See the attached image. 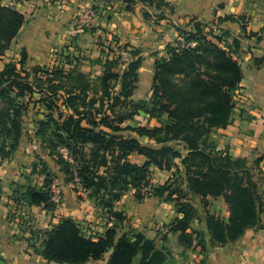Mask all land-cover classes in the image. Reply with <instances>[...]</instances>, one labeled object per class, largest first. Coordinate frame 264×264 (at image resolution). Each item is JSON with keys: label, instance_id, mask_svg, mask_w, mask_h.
Masks as SVG:
<instances>
[{"label": "trees", "instance_id": "obj_1", "mask_svg": "<svg viewBox=\"0 0 264 264\" xmlns=\"http://www.w3.org/2000/svg\"><path fill=\"white\" fill-rule=\"evenodd\" d=\"M125 1L132 4L135 0ZM221 21L240 23L241 18L227 15ZM25 22L21 12L0 5V56ZM201 25H196L199 33ZM252 34L260 38L264 35V28ZM204 44L201 54L191 53L198 48L181 52L173 49L169 60L155 62L156 76L150 101L129 100L136 88L137 70L142 62L139 50L131 53L136 58L130 59L122 73L112 72L119 57L116 54L113 58L108 56L103 64L104 74L96 86L100 89H96L90 77L77 68L69 71L62 67L53 68L51 73L46 72L45 80L35 78L42 83L37 86L28 79L19 83L13 75L14 66L7 63L0 70V159H9L19 146L22 119L27 110L21 99L28 96L34 99L39 93L42 95L40 102L49 113L37 123L36 135L60 166L66 176L65 183L77 182L79 178V185L88 197L109 212L115 222L125 219L121 212L115 211L116 203L134 189L138 201L157 197L174 202L183 217L173 222L170 231L181 232V240L192 244V234L187 231L198 214L192 198L198 197L207 205L208 197H223L230 212L228 220L208 213L206 229L210 237L207 239L204 232H194L198 235L197 245L207 251L209 246L224 247L236 242L248 229L261 227V197L248 160L217 150L210 135L211 129L229 125L234 108L231 92L240 87L244 72L230 47L224 49L206 39ZM25 59L24 54V62ZM256 62L264 65V58L256 59ZM202 63L215 71L209 80L200 78L174 84L167 78L174 71L190 74ZM66 78L74 80L75 84L68 85L64 82ZM55 81L60 83L55 84ZM91 93H94L93 97ZM120 100H125L126 114L115 111ZM141 112L151 117L157 115L160 125L154 129L122 126ZM164 116L166 118L162 120ZM126 131L138 136H124ZM137 137H147L156 146L144 145ZM172 143L184 144L187 154L183 156ZM132 153L143 155L145 163L132 162ZM178 159L184 171L177 164ZM263 160L264 154L256 163ZM33 167L35 173L45 178L42 186L29 184L20 188L24 202L29 207L55 211L58 202L53 199L51 191L53 176L46 165L47 172L38 171L35 163ZM152 167L176 169L179 176L154 186ZM41 236L40 255L48 262L59 264H85L102 259L110 251L108 264H136L137 259V264H165L169 255L142 234H125L118 238L114 225L103 236H88L73 218H63Z\"/></svg>", "mask_w": 264, "mask_h": 264}, {"label": "rangeland", "instance_id": "obj_2", "mask_svg": "<svg viewBox=\"0 0 264 264\" xmlns=\"http://www.w3.org/2000/svg\"><path fill=\"white\" fill-rule=\"evenodd\" d=\"M25 3H28L30 8L29 5ZM8 6L21 12L23 16H25L24 7L27 6L28 10L26 14L28 16L30 15L29 17L31 19L29 23L31 28L27 30L31 32L27 41L28 44H24V30L21 33V29L11 41L7 50L0 56V58L5 56V59H1L3 61L6 60L7 63L14 66L13 75L16 76L14 78L19 83L24 82V79H28L30 83L37 86L36 84L42 83L35 81V78L39 77L45 80L47 78L46 72L51 73L53 68L62 67L67 71L77 68V70L90 77L96 89H100V87L96 86H98L99 78L104 74L105 69L103 64L106 58L108 56L113 58L116 54L119 58L112 72L122 73L127 67L130 59L132 57L136 58V56H132L131 53L135 52V50H139L142 62L137 70L138 79L136 81V88L129 100H134V102L140 100L150 101L156 76L155 62L161 59L169 60L171 57L170 51L173 49H176L177 52H181L187 49L195 50L198 48L197 51L191 53H193V55L201 54L205 46L204 39L214 42L224 49L230 47L234 58L239 62L243 61L244 65L251 64L250 67L252 69L264 67L263 64H258L256 62V59L264 58V56L253 57L251 61L244 62L243 55L252 52L251 47L253 45H245L246 50H242L244 39H252V37H255L258 40L257 44H259L260 42H264V40H262L264 35L258 38V36L248 33L246 29L244 30V27L240 28V32H238V30L228 29L225 25L227 21H221V18L224 19V17H220L217 20L202 21L197 15L180 16L176 10V5L171 4L168 0H153V2L150 0H135L132 4L127 3L125 0H50L45 5L42 3V0H12ZM48 8L57 9V14L55 15L56 19L60 22H64L65 27H68V25L72 27H68V30L67 28H65V30L62 28L59 30L49 29L46 35L37 37L36 33L42 30L36 28L37 22H39L41 20L40 17H42V15L40 16L39 14L40 10L42 11ZM69 8L74 9L72 10ZM67 10L72 11L68 14L66 12ZM48 16L49 15L46 17L48 18ZM52 17H54L53 14ZM239 17L241 21L244 19L243 16ZM110 22L112 24L108 27L104 26L103 28L99 25V23L102 26ZM230 22L236 23L234 21ZM197 23L202 24L200 33L196 30ZM114 25L118 30H122V32L126 33L123 34L121 31L114 30L115 28L112 27ZM126 25L129 26V29ZM237 40L239 41L238 44L236 43ZM24 54L26 57L25 62ZM187 60L188 59H185L184 61L187 62ZM7 63H5V65ZM244 68L247 73L249 69L248 66H244ZM213 74H215V71L202 63L200 66H196L190 74L174 71L167 75V78L174 84H182L184 80H199L200 78L209 80ZM64 82L68 85L75 84L74 80L67 78L64 79ZM59 83V81H55V84ZM120 88L119 86L117 90L119 91ZM174 91L175 89L172 92ZM231 95L234 108L231 112L230 120L234 118L235 114L239 115L242 111L244 113V108L241 107L250 100V98L244 94V88L241 85L237 90L231 92ZM90 96L93 97L94 93H91ZM41 98L42 95L37 93L34 95V99H30L29 96L25 99H21V101L27 105V110L22 119L24 133V187L29 184L42 186L45 177L35 173L33 164H37L38 171L44 170L43 172H47L45 169L46 165L51 176H53L51 186L53 199L58 202V208L55 211L45 210L48 215L52 214L58 218L61 214L59 222L63 218H73L75 217V210L79 211V209L84 208L81 202L87 200L88 203H91V209H87L88 211L96 212L94 214H98L99 217L107 214L106 217L114 219L113 222H115V218H113L109 212L100 207L94 199L88 197L87 192L79 185V178L77 182L65 183L66 176L60 171V166L56 163L54 158L49 155L50 152L47 145L43 144L41 138L36 135L38 129L37 123L45 119L46 117L44 115L49 113L47 107L40 102ZM129 100L126 102L128 105L130 102ZM124 102L125 100H120L118 102L115 109L117 114H126L128 112ZM113 116L114 115H112V117ZM165 118L164 116L162 120H165ZM128 121L124 122L122 126H128L130 123L132 127L145 126L146 128L154 129L156 126L160 125V119H158L157 115L151 117L144 112L135 116L133 121ZM217 129L219 128L215 127L211 129L212 133ZM212 133L210 135V140ZM124 136L131 137L138 135L131 131H126L124 132ZM137 138H139L144 145L156 146L155 142L150 141L147 137ZM172 145L175 147H184V144L177 145V143H172ZM256 160L253 163H249L248 161V166L252 167L255 173L254 180L257 183V191L261 197V216L264 214V173L257 168L259 164L256 163ZM164 181L165 176L158 179V182ZM20 188L19 185L13 187V194L11 196L14 203L13 206L16 208L15 212L12 214L16 219L15 228L20 229L22 234H24V241L28 247L40 254L42 250L41 235L46 230L41 227L45 226L43 222L45 219L44 214L46 213L38 210L36 216L34 215L35 218L28 214L26 208L29 206L25 204ZM68 197H70V200ZM195 198L196 197H193L192 199ZM97 202L99 203V201ZM84 210H86V208ZM54 212H57V215ZM39 218L43 220L39 223L41 225H38L41 227H37V225L34 224V220L36 221ZM81 218L78 219L77 222L80 223L86 235L97 238L100 234H105L104 230L96 228L103 227L105 223L102 225L98 223L96 225L94 222L83 219V217ZM89 224L94 227H90ZM53 225L54 224H51V226ZM113 225L118 227L117 222ZM110 255L111 251L100 259V263H107L106 257L110 258ZM0 261V264H6L3 262L1 256ZM138 261L139 259L136 260V264Z\"/></svg>", "mask_w": 264, "mask_h": 264}, {"label": "crops", "instance_id": "obj_3", "mask_svg": "<svg viewBox=\"0 0 264 264\" xmlns=\"http://www.w3.org/2000/svg\"><path fill=\"white\" fill-rule=\"evenodd\" d=\"M10 1L12 0H0V5L8 6ZM49 1L50 0H42V3L45 5ZM168 1L176 5V10L180 16L197 15L202 21L217 20L227 15L243 16L244 19L240 23L225 22L226 27L240 32V28L244 26L250 34L261 32L264 28V0ZM69 9L73 10L74 8ZM27 10L28 7H24L26 22L20 31L22 33L24 30V44H28L27 41L31 33L27 31L31 28L29 26L31 19L29 17L30 15L28 16L26 14ZM56 10L55 8L40 10L39 14L40 16L42 15V17H40L41 20L37 22L36 28L42 30L36 33L37 37L46 35L49 29L59 30L62 28L65 30V28H67L68 30V27H72L71 25L65 27L64 22H60L56 19ZM72 10H67L66 12L69 14ZM52 14L54 17H52ZM47 15H49L48 18L46 17ZM110 24L112 23L110 22L101 26L99 23L100 27L103 28L104 26H110ZM126 26L127 28L129 27L128 25ZM112 27L115 28L114 30H118L115 25ZM118 31H121L123 34L126 33L122 32V30ZM257 43L258 40L255 37L243 40L242 50H246L245 45H253L251 47L252 52L243 55L244 62L251 61L253 57L264 56V42ZM1 58L5 59V56ZM1 58L0 70H3L7 61H3ZM241 64L244 72L241 86L244 88V94H246L250 100L241 107L244 108V113L242 111L239 115L235 114L227 127L219 128L212 133L211 141L214 142L217 150L228 151L234 158L247 159L249 163H253L264 154V67L252 69L250 67L251 64L244 65L243 61ZM244 66H248L249 68L247 73ZM128 125H130V123ZM177 149L183 156L187 154L183 146L177 147ZM130 160L142 165L145 163L146 158L143 155L132 153L130 155ZM177 164L182 171H184L180 159L177 160ZM257 168L264 173V160L259 163ZM152 170V183L154 186L162 185L167 180L179 176V174L176 173V169L159 170L152 167ZM182 175H184V173H182L181 176ZM163 176H165V181L158 182V179ZM18 185L19 187H24L23 132L19 146L13 155L6 160L0 159V256L6 264H59L48 262L42 255L31 250L24 241V234H22L20 229L15 228L16 219L12 214L15 212L16 208L13 206L14 203L11 196L13 194V187ZM68 199L70 200V197H68ZM191 202L197 207L198 214L187 231L189 234H192L193 238V243L188 244L181 240V232L170 231L173 222L183 217V215L177 211L174 202H168L157 197L138 201L135 197V190L130 189L122 199L116 203L114 208L115 211L121 212L125 217L123 221L117 222L118 227H116V230L118 238L125 234L129 236L142 234L144 237L153 240L158 249H163L169 253L165 264H264V214L260 217L261 227L248 229L245 234L234 243L224 247L209 246L208 250L204 251L201 246L197 245L198 235L194 232H204L205 237L209 239L210 236L206 229L208 213L215 214L227 221L229 218V210L223 197H208V206L198 197ZM87 203V200L81 202L84 208L79 209V211L75 210V217L73 218L76 221L83 217V219L94 222L96 225L98 223L101 225L105 223L103 227H96L99 230H104V233L116 223L113 222L114 219L107 218V214L99 217L98 214H94L96 212L88 211L87 209H91V203ZM85 208L86 210H84ZM26 209L28 214L32 215L33 218H35L34 215L36 216L38 210L46 213L44 214V227L38 226L41 225L39 223L43 220L39 218L35 221L33 219L37 227L44 229L51 228V224L55 225L61 218V214L57 218L52 214L48 215L47 212L40 207L33 206L27 207ZM55 214L57 215V212ZM89 226L92 228L94 227L91 224H89ZM99 236H103V234ZM108 258L109 257H106L107 263H100V260H90L85 264H108Z\"/></svg>", "mask_w": 264, "mask_h": 264}]
</instances>
